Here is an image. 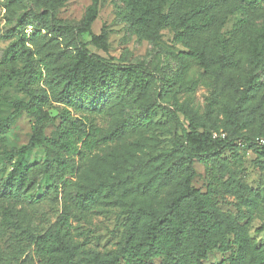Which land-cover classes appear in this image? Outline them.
<instances>
[{
	"label": "trees",
	"instance_id": "1",
	"mask_svg": "<svg viewBox=\"0 0 264 264\" xmlns=\"http://www.w3.org/2000/svg\"><path fill=\"white\" fill-rule=\"evenodd\" d=\"M69 1L45 0L47 10L30 11L23 28L30 27L31 32L26 35L23 31L19 44L11 50L12 57L24 58L21 91L28 100L18 103L16 108L24 110L33 124L29 143L0 157L9 166L0 184V198L9 201L26 198L30 188L36 185L37 175H42L60 196L62 212L47 232L31 238L30 257L24 260L13 257L5 264H79L76 260L80 245L76 239L82 234L72 223L73 213L88 211L117 192L124 197L137 195L149 202L127 212L114 254H95L87 264H154L156 260L160 264H204L212 250L229 254L228 264H264V245L253 243L240 214H226L219 205L225 196L245 204L258 195L241 174L243 152L254 154V166L264 172L261 162L264 146L255 143L264 136L246 134L250 124L240 121L241 107L257 83L255 72L264 55V30L247 42L244 58L249 75L244 83L238 82L239 96L234 105L221 104L218 98H213L207 116L200 118L189 109L160 104L157 94L160 79L143 66L112 64L91 53L89 45L107 50L105 32L99 36L91 32L99 0H91L78 26L55 15ZM122 1L127 10L126 21L138 37L155 42L162 30L168 29L173 33V43L185 50L182 57L196 64L205 75H230L241 69L240 58L223 48L217 49L212 43L201 42L200 10L175 14L174 9L181 0H175L168 11L167 0ZM192 4L195 7L196 0ZM151 84H157L153 102H143ZM109 88L119 94L135 95L133 103L139 105L141 117L113 121L112 116L119 107L126 105L125 99H118L115 94L107 111L111 123L105 128L97 126L95 110L87 102L91 93ZM49 102L64 106L60 109L55 138L44 136V130L53 122L44 110ZM179 111L186 124L181 122ZM159 113L172 128V149L151 156L149 171L142 179L132 183L133 172L139 168L137 153L145 148L143 142L135 141L127 155L108 151L102 157L107 164L122 169L123 177L119 180L94 187L87 184L91 181L88 174L76 182L73 180L78 163H85L95 154L121 145L135 135L154 131ZM11 125V119L1 121L0 135ZM213 134H224L225 138H213ZM35 148L46 149L53 157L41 165L31 166L27 156ZM195 162L205 170V192L192 187ZM123 163L127 166L122 167ZM29 201L38 203L37 198Z\"/></svg>",
	"mask_w": 264,
	"mask_h": 264
},
{
	"label": "rangeland",
	"instance_id": "2",
	"mask_svg": "<svg viewBox=\"0 0 264 264\" xmlns=\"http://www.w3.org/2000/svg\"><path fill=\"white\" fill-rule=\"evenodd\" d=\"M175 0H167L166 11ZM181 0L174 13H188L200 10L198 20L202 30L199 34L202 43H212L223 48L234 57L240 58L241 69L230 75L208 76L194 63L185 60V50L173 43V33L164 29L161 37L155 42L138 37L126 21L127 10L122 0H99L97 19L91 26V32L99 36L105 32L107 50L103 51L89 45L91 53L109 63L120 66L141 65L160 79L157 94L159 103L173 109H189L197 117H206L209 103L218 98L221 104L233 106L239 96L238 82L244 83L249 75V67L244 58V50L250 38H255L264 30V0ZM91 5V0H70L58 8L55 15L61 21L78 26ZM45 0H0V122L12 120V125L4 135H0V157L4 152H13L26 146L32 136L33 120L24 110L18 111V103L28 100L21 91L24 78V58L11 56V50L19 44V37L24 31L31 32L30 27L23 28L29 13L43 12ZM28 46V45H26ZM257 83L248 100L242 105L240 121L250 124L246 134L264 136V55L261 66L256 70ZM254 73V74H255ZM146 83V82H145ZM156 85L148 86L143 102H153L152 95ZM115 94L118 99H125V106L119 107L112 120L121 121L141 117V109L133 103L135 95L119 94L113 88L91 93L87 102L95 110V123L99 127H108L111 123L107 113L109 101ZM63 105L49 102L44 109L53 119L44 130L46 138L56 137V126L59 124V113ZM73 113V112H72ZM183 124H186L182 112H178ZM263 115V117L261 116ZM215 115H212L214 117ZM219 120L222 117L219 116ZM157 127L151 133L135 135L125 143L106 149L92 156L85 163H78L73 180L82 179L83 174L91 177L90 187L102 182H113L122 178V169H117L102 160L108 151L117 155H127L132 151V143L141 141L145 148L137 153L139 168L134 171L132 183L142 179L149 171V158L161 151L172 149V128L167 118L158 114L155 118ZM230 155L227 154V157ZM53 155L43 148L33 149L27 156L29 165H41ZM241 174L246 178L248 187L258 193L247 203L241 204L234 198L225 196L220 201V209L226 214H240L242 225L249 232L256 246L264 245V172L254 166L256 156L250 152L242 153ZM264 163V159L262 161ZM122 167L127 166L125 163ZM196 177L192 187L205 192V170L195 162ZM9 171L7 163L0 159V184ZM36 185L30 188L26 198L9 201L0 198V264L9 262L13 257L24 260L31 256V238L47 232L62 212L60 196L56 194L46 177L37 175ZM30 198H37L32 203ZM148 200L137 195L124 197L117 192L108 200L99 201L92 209L74 212L72 223L82 234L76 240L80 245L77 262L87 264L95 255L111 256L114 254L122 236V220L130 209ZM229 254L217 250L208 253L204 264H228ZM11 264H15L14 262ZM160 264V261H154Z\"/></svg>",
	"mask_w": 264,
	"mask_h": 264
},
{
	"label": "built area",
	"instance_id": "3",
	"mask_svg": "<svg viewBox=\"0 0 264 264\" xmlns=\"http://www.w3.org/2000/svg\"><path fill=\"white\" fill-rule=\"evenodd\" d=\"M217 137H220L222 139L225 138V135L224 134H213V138H217ZM255 143L258 145V146H264V139H256Z\"/></svg>",
	"mask_w": 264,
	"mask_h": 264
}]
</instances>
